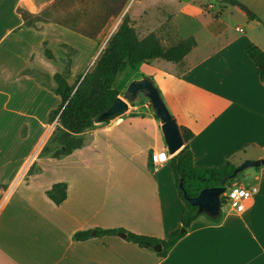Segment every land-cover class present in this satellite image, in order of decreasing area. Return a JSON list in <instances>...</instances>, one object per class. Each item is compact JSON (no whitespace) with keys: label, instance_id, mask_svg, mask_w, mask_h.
<instances>
[{"label":"crops","instance_id":"0c3cea01","mask_svg":"<svg viewBox=\"0 0 264 264\" xmlns=\"http://www.w3.org/2000/svg\"><path fill=\"white\" fill-rule=\"evenodd\" d=\"M50 1L0 0V264H264V164L243 175L246 187L256 186L249 208L228 211L218 223L196 217L163 257L119 234L95 235V228H122L166 239L179 226L185 207L169 163L176 152L140 93L121 115L80 133L81 147L58 158L38 156L55 137L49 115L60 98L53 74L66 73L72 84L101 50L98 40L52 22L21 27L19 4L39 11ZM238 1L264 23V0ZM215 3L126 0L116 17L117 24L127 18L139 38L153 32L164 45L194 39L180 62L140 63L130 68L138 72L130 80H151L174 123L194 133L195 167L264 157V80L245 53L250 43L264 51V26L229 3L206 9ZM49 96L56 105L44 107ZM12 132L41 143L11 169L18 162ZM152 151L159 162L151 161ZM32 163L38 170L24 178ZM55 182L66 184L59 204L45 193ZM83 230L91 237L75 240Z\"/></svg>","mask_w":264,"mask_h":264},{"label":"trees","instance_id":"16d2710c","mask_svg":"<svg viewBox=\"0 0 264 264\" xmlns=\"http://www.w3.org/2000/svg\"><path fill=\"white\" fill-rule=\"evenodd\" d=\"M125 3L126 0H51L39 11H34L27 5L19 4L16 7V12L22 20L21 27L38 29L41 26L40 24L52 22L84 37L97 40L107 26L118 16ZM223 3L235 5L240 11L244 12L240 6L243 4L238 0H221L220 8ZM247 17L257 19L264 26V23L253 12L247 14ZM194 44V39L187 37L175 43L164 45L153 32L139 38L129 20L127 18L122 19L95 59L92 67L84 75H79L74 83L69 84L67 82L66 73L53 74L54 93L59 96L60 102L50 112L49 120L58 115V125L55 130L59 128L60 133L57 136L56 144L54 146L45 144L39 154L54 158L67 155L72 150L82 146L80 133L96 124L108 122L95 123L93 118L98 113L106 110L113 100L119 96L118 91L113 87V82L121 70L126 67L134 68L140 63H146L157 58L178 63ZM245 53L255 65L259 80L263 81L264 51L255 44L250 43L245 47ZM45 55L51 57L48 51H45ZM65 63L68 66L69 60H66ZM154 114L159 119L155 112ZM176 127L182 146L172 155L169 163L175 190L185 207V212L180 216L179 226L171 231L166 239L136 234L122 228H95V235L125 233L126 241L148 249H152V244L160 243L161 249L155 251L158 256L163 257L185 233L196 217L203 215L213 223H218L221 220L223 216L221 211L217 217L198 213L197 208L190 205L183 197L182 191L178 187V177L179 175L182 177L186 195L195 196L204 187L229 186L231 174L237 165L232 160H226L218 167L193 166L189 143L194 138V133L183 125L176 124ZM30 171L29 169L28 172ZM45 193L53 203L59 204L66 197V184L55 182ZM220 200L222 204L224 202L223 194H221ZM90 237L91 230L78 231L73 235L75 240H86Z\"/></svg>","mask_w":264,"mask_h":264},{"label":"water","instance_id":"95a60500","mask_svg":"<svg viewBox=\"0 0 264 264\" xmlns=\"http://www.w3.org/2000/svg\"><path fill=\"white\" fill-rule=\"evenodd\" d=\"M240 6L247 14L251 13L244 5ZM140 93H145L149 97L154 112L163 123L165 134L172 152H177L181 148L182 144L176 124L167 111L159 95L158 89L148 78L131 81L129 86L126 88L123 97L117 96L106 110L94 116L93 121L95 123L105 122L121 115L127 109L128 103L134 100L137 94ZM261 164H264V157L258 159H244L234 168L229 184L235 183L238 180L237 174L246 167H257ZM178 187L182 191L183 197L189 202V204L197 208L198 213H204L210 217H217L219 215L221 211L220 196L227 188V185L204 187L201 188L195 196H187L183 187L182 177L179 175ZM119 236L121 238H125L126 234L119 233ZM151 248L159 251L161 249V244H152Z\"/></svg>","mask_w":264,"mask_h":264},{"label":"rangeland","instance_id":"374dc122","mask_svg":"<svg viewBox=\"0 0 264 264\" xmlns=\"http://www.w3.org/2000/svg\"><path fill=\"white\" fill-rule=\"evenodd\" d=\"M211 3H215L214 7L216 8L217 11H219V8H220V1L218 0H210ZM246 7V6H245ZM248 9V8H247ZM228 13H224V16H227L226 18H228L229 20H232V17L228 16L227 15ZM121 22V21H120ZM244 22V21H243ZM119 25L117 24V19L115 18L108 26L107 28L105 29V31L103 32V34L97 39L98 42H100V46H101V50L102 48L105 47L107 41L109 40V38L111 37V35L114 33V31L117 29L116 26ZM243 24H241L242 26ZM118 27V26H117ZM261 32H264V29H260ZM137 34V33H136ZM137 36L139 37V34H137ZM100 50V51H101ZM100 51L98 52V54L96 56H94L90 62H89V65H88V69H90L95 61V59L98 57V55L100 54ZM87 69V71H88ZM138 75V72L137 70H133V69H130L128 67L124 68L123 70H121L118 75L116 76V78L114 79V82H113V87L118 91V93L120 94L119 96H122L124 93H125V90L126 88L129 86L130 82H131V78H134ZM78 77V76H77ZM53 97H47L45 98V102H44V107H46L47 105H53L55 104V101L54 99H52ZM60 102V99L59 101ZM56 105V104H55ZM58 106V105H57ZM56 106V107H57ZM55 107V108H56ZM54 108V109H55ZM53 110V109H52ZM51 110V111H52ZM54 126V125H53ZM51 126L50 129L51 130H54L52 135L55 134V137L52 141L48 142V146H54L56 144V139H57V136L58 134L60 133V129L57 128L56 130L54 129L55 127ZM20 131V130H19ZM22 131V130H21ZM23 132V131H22ZM15 133V132H14ZM14 133L12 132V137H13V140H12V143H14L13 145V153H12V158H15L17 159V163L16 162H13L11 164V169L12 168H15L17 164H19L21 162L20 158L21 156L23 155L24 151H28L27 153H29V156H32L34 154V152L36 151L37 147L39 146V144L41 143L40 140H35V142L32 144V140L31 139H34V138H28V140L26 141H20L19 139H15L14 137ZM20 133V132H19ZM51 135V136H52ZM32 137H34L32 135ZM39 141V142H38ZM37 144V146H36ZM44 146V145H43ZM25 149V150H24ZM42 149V148H41ZM40 153V151H39ZM38 153V156L43 158L44 157H47V156H44V155H40ZM240 157L237 156L235 158H233V162L238 164L240 162ZM29 168H30V172H28L26 175H24V178H27L29 174H32L33 172L37 171V165L35 163H32L31 165H29ZM251 168L253 167H246L245 169H243L238 175V180H240L243 184V186H246L247 182H248V176L246 177H243L244 174H246L247 172H249L251 170ZM10 169V170H11ZM221 212L222 214L228 212V205L223 202L221 204Z\"/></svg>","mask_w":264,"mask_h":264},{"label":"built area","instance_id":"2783aa9c","mask_svg":"<svg viewBox=\"0 0 264 264\" xmlns=\"http://www.w3.org/2000/svg\"><path fill=\"white\" fill-rule=\"evenodd\" d=\"M206 9L208 11H215L214 6L211 4L207 5ZM57 116L58 115L55 116L49 127L53 126L54 124L57 125ZM150 157L151 161L154 163L160 161V155L158 152L152 151ZM255 191L256 186L254 185L246 187L237 184V182L231 183L223 192L224 202L228 205V211L233 213H241L245 209L249 208Z\"/></svg>","mask_w":264,"mask_h":264}]
</instances>
